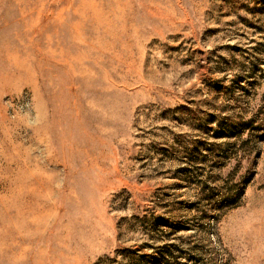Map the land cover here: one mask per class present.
<instances>
[{"label": "rangeland", "instance_id": "rangeland-1", "mask_svg": "<svg viewBox=\"0 0 264 264\" xmlns=\"http://www.w3.org/2000/svg\"><path fill=\"white\" fill-rule=\"evenodd\" d=\"M0 264H264V0H0Z\"/></svg>", "mask_w": 264, "mask_h": 264}]
</instances>
